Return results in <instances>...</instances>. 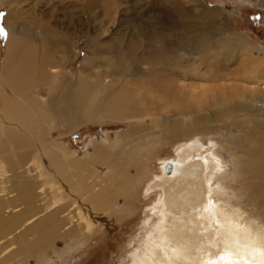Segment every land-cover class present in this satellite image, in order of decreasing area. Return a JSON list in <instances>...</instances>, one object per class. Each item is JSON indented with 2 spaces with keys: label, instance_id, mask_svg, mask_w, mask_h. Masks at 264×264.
Wrapping results in <instances>:
<instances>
[{
  "label": "rangeland",
  "instance_id": "obj_1",
  "mask_svg": "<svg viewBox=\"0 0 264 264\" xmlns=\"http://www.w3.org/2000/svg\"><path fill=\"white\" fill-rule=\"evenodd\" d=\"M0 12L6 14L0 17V28L6 29V35L0 36V76L9 45L18 42L21 46L30 45L39 50L43 48L41 38L49 26L52 32L47 37L51 48L66 46L69 49L68 53L65 50L55 54V60L62 61L64 69L56 68L57 73L59 70L64 72L56 80L62 86L57 97L64 90L68 92V110L74 111L70 104L73 89L65 85L71 81L79 82L80 77L92 80L93 75L103 74L105 76L98 79L100 84L113 80L119 88L126 85L132 90V96L146 102L145 113H158L155 119H138L142 124L140 131L131 139L119 140L116 154L112 157L130 164L135 182L130 190L126 188L132 184L131 179L116 189L117 197L113 204L104 206V211L96 215L95 232L80 238L81 244L69 236L62 237L54 241L39 259L31 258L26 264H135L134 259L143 258V254L151 249L149 236H153L158 244H165L162 249L171 258L172 245L169 248L166 241L161 242L160 228L179 222L189 225L186 226V234L198 244L196 250H192L193 255H199L205 245L210 252L207 256L212 253L215 260L248 264L238 255L225 251L217 240L215 247L208 245V236L219 231L216 221L206 224L215 197L205 199L203 204L197 203L196 209L184 204L186 208L172 210L167 205L166 209L162 206L161 212L154 213L156 203L163 199V188L152 187L150 191L148 188L160 175L164 161L182 158L186 163L190 159L196 163L200 158L205 163L211 153L227 172L234 173L238 166L232 160V154L238 155L239 163L243 161V165L246 159L253 158L251 151L256 145L251 143L252 139L251 142L248 140L255 131H264V104L251 106L248 111H236L228 117L226 110L234 105L218 107L213 115L220 121L216 122L214 118L215 123L210 124L207 112L212 113L213 108L200 112H189L187 108H192L188 104L194 105L193 96H204L209 101L217 94V86L223 90L229 85H237L236 81L225 78L215 80L211 74L213 68L204 63L205 58L212 59L210 48L217 42H226L229 34L234 33L260 54L264 53V0H0ZM203 50L205 58L201 54ZM46 51L50 52V49ZM132 62H135L133 67L136 70L126 69ZM235 63H227L223 66L225 71L219 73L231 74ZM152 79L161 81L162 87H171L174 97L160 92L166 96L161 100L157 91L150 93L149 98L148 95L143 96V88L148 90ZM50 89L44 84L32 91L33 97L40 100V110L46 115L44 126L50 130L47 139L63 147L69 158L79 159L82 175L94 173L90 179L94 181L99 173L89 168L82 155L86 151L92 155L99 146L98 140L104 135L120 138L131 130L136 131L137 121L103 118V123L86 122L68 127L52 114L58 107L51 111L47 106L48 100L54 97ZM202 91H205L204 95L199 94ZM94 92L92 88V94ZM127 102L135 105L136 101L128 99ZM197 117H200L198 121L191 119ZM192 121L201 122L203 130L200 131L199 126L192 128ZM153 123L157 128L153 129ZM190 127L191 131L197 132L196 136L189 134ZM180 147L184 150L180 151ZM191 147V154H187ZM206 171L207 168L204 169ZM244 180H241L244 184L239 186L242 184L240 188L246 194L239 191L234 183L226 181L228 191L224 192L223 198L227 197L230 205L240 210L244 222L254 219L256 224H264V196L261 195L264 194V180L256 176ZM242 220L238 223L244 225ZM255 223L251 222L254 227ZM208 260L204 259L205 264Z\"/></svg>",
  "mask_w": 264,
  "mask_h": 264
},
{
  "label": "bare ground",
  "instance_id": "obj_2",
  "mask_svg": "<svg viewBox=\"0 0 264 264\" xmlns=\"http://www.w3.org/2000/svg\"><path fill=\"white\" fill-rule=\"evenodd\" d=\"M51 32L52 29L48 26L47 32L43 34L45 36L41 38L43 48L40 47L39 50L30 45L24 47L18 42H12L0 76V264H26L31 258L39 259L54 241L62 237L69 236L77 240V244H81L80 238L92 235L95 232L93 225L97 226L96 215L104 211V206L113 204L117 197L116 189L121 185L125 186L127 180L131 179L132 184L126 188L130 190L135 182V179H132L134 173L131 174L130 164L127 161L121 163L112 157L116 154L119 140L131 139L140 131L142 124L138 119H155L158 114L145 113L146 102L132 96V90L127 89L126 85L119 88L113 80L108 84H100L98 79L104 77L103 74L93 75L92 80L80 77L79 82L71 81L67 85L63 82L68 89H73L70 104L74 111L68 110V92L64 90L57 97L62 86L56 80L64 75V69L63 62L55 60V54L65 50L68 53L69 49L66 46L61 49L51 48ZM46 49H50V52ZM210 50L212 59L205 58L204 50L201 54L205 58L204 63L208 64L207 67L213 68L211 74L215 80L225 78L227 81H236L237 85H229L223 90L221 86H217V94L209 101H206L204 96H193L194 105L188 104L192 108L187 110L200 112L213 108L212 113L207 112L210 115L207 122L210 124L214 118L217 120L213 113L218 111V107L234 105L226 110L228 117L236 111H248L251 106L260 103L263 105L264 53L260 54V51L253 49L234 33L229 34L226 42H217ZM255 53H258L257 56ZM235 61L231 74L225 76L219 73L224 69V65ZM134 63L126 69L136 70ZM56 68L63 71L59 70L60 73H57ZM160 82L152 79L148 84L150 88H143V96L148 95L149 98L150 93L157 91L173 98L171 87H162ZM44 84L51 88L50 93L54 92V97L48 100V108L52 111L57 106L58 109L52 112L59 118L55 120L62 121L68 127L86 122L103 123V118L137 121L136 131L131 130L132 132L129 131L125 137L120 138L104 135L98 140L99 146L92 155L88 151L82 155L89 168L99 173L94 181L90 180L94 173L82 175L79 159L69 158L63 147L47 139L50 130L44 126L46 115L40 110V100L32 94L35 87ZM252 85L256 87L252 88ZM91 87L95 89L93 94ZM203 92L205 91L199 94L204 95ZM160 96L161 100L166 98L162 94ZM234 98L238 100L233 101ZM128 99L136 101L135 105L127 102ZM152 99L153 97L151 102ZM195 102H198L196 108ZM142 106H145L144 110L141 109ZM177 108L180 109H175ZM137 111L138 113H135ZM191 119L198 121L200 117ZM191 123L192 128L199 126V130H203L201 122ZM152 127L157 128L156 123H153ZM189 129L192 137L197 135V132L191 131V127ZM254 133L248 140L251 142L252 139L251 143L256 145L251 151L253 158L250 155L252 159L245 160L247 165H243V161L240 162L244 171L239 163L240 157L236 154H232V160L238 166L234 173L227 172L211 153L205 163L201 162L200 158L196 159V163L191 162V159L186 163L182 158L178 161H164L160 167V175L156 176L154 184L148 190L159 186L163 188V199L160 198L156 203L154 213L161 212L162 206L166 209L167 205L172 210L186 208L185 205L196 209L194 206H197V203L203 204L205 199L207 201L211 196L215 197L211 213L208 214L210 217H206V224L216 221L219 231L208 236V245L215 247L217 240L225 251L238 255L248 264H264V224L258 225L254 219L244 222L245 218L242 220L240 210L230 205L227 197L223 198L228 188L226 181L234 183L239 191L246 194L240 188L244 184L241 180H247L249 176L264 180V131ZM179 149L184 150L183 147ZM192 150L191 147L187 154H191ZM240 183L242 184L239 186ZM261 195L264 196L262 193ZM62 214L65 215L61 216ZM241 220L244 225L238 223ZM160 222L165 223V220ZM251 222H254L256 227ZM186 226L179 222L160 228L161 242L166 241L169 248L172 245L171 258L162 249L165 244H158L152 239L153 236H149L152 240V245L149 246L151 249L143 254V258L134 259V256L135 264H205L206 258L209 259L207 264L220 262L219 259L215 260L212 253L207 256L210 252L205 245L199 255L192 254L198 244L186 234ZM220 264L228 262L222 261Z\"/></svg>",
  "mask_w": 264,
  "mask_h": 264
},
{
  "label": "snow or ice",
  "instance_id": "obj_3",
  "mask_svg": "<svg viewBox=\"0 0 264 264\" xmlns=\"http://www.w3.org/2000/svg\"><path fill=\"white\" fill-rule=\"evenodd\" d=\"M6 15L5 13L0 12V17ZM6 35V29L0 28V36H5ZM221 259H224V257H221Z\"/></svg>",
  "mask_w": 264,
  "mask_h": 264
}]
</instances>
